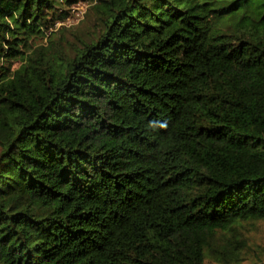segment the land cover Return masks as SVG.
<instances>
[{"label":"trees","instance_id":"trees-1","mask_svg":"<svg viewBox=\"0 0 264 264\" xmlns=\"http://www.w3.org/2000/svg\"><path fill=\"white\" fill-rule=\"evenodd\" d=\"M81 1L0 0V264L250 259L264 0Z\"/></svg>","mask_w":264,"mask_h":264},{"label":"rangeland","instance_id":"rangeland-1","mask_svg":"<svg viewBox=\"0 0 264 264\" xmlns=\"http://www.w3.org/2000/svg\"><path fill=\"white\" fill-rule=\"evenodd\" d=\"M90 1H81L73 7L72 17L64 24L65 28L69 30L62 31L64 44H71L77 38V34L80 35V29H86L90 25V22L87 23V18L84 17L87 16L86 12L91 7L92 2ZM83 21L84 23H82ZM238 231V236L254 248V252L249 256L251 258L241 264H264V252L262 251L264 249V220L244 222L239 225ZM207 264L218 263L208 262Z\"/></svg>","mask_w":264,"mask_h":264},{"label":"bare ground","instance_id":"bare-ground-1","mask_svg":"<svg viewBox=\"0 0 264 264\" xmlns=\"http://www.w3.org/2000/svg\"><path fill=\"white\" fill-rule=\"evenodd\" d=\"M216 133V132H215Z\"/></svg>","mask_w":264,"mask_h":264}]
</instances>
